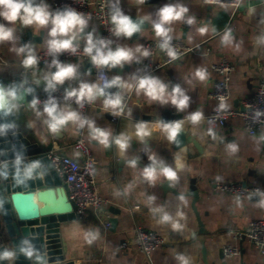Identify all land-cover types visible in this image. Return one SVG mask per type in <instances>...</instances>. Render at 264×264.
Returning <instances> with one entry per match:
<instances>
[{"label": "crops", "instance_id": "0c3cea01", "mask_svg": "<svg viewBox=\"0 0 264 264\" xmlns=\"http://www.w3.org/2000/svg\"><path fill=\"white\" fill-rule=\"evenodd\" d=\"M53 1L45 0L50 11L55 12L57 9L51 5ZM259 1L246 0L235 10L232 6L209 5L202 0H145L144 4L137 0H119L124 14L140 19L150 13L152 21L158 20L156 12L162 5L183 4L189 11L183 20L170 25L172 31L169 34L188 45L200 44L197 52L188 53L148 75L166 84L169 93L179 85L189 97L188 106L183 110L170 101H151L143 92L138 95L135 90L114 85L112 92L121 95L122 103L128 102L125 115L114 120V114L104 109L106 96L95 99V106L88 110L87 120L109 131L110 141L121 134L128 137V147L123 152L114 142L105 147L91 138V129L87 124L81 128L70 121L55 135L49 133L44 124L46 114L37 117L36 111L30 107L33 99H26L21 107L24 123L39 144L46 146L52 143L59 154L78 158L81 154L71 144L83 131L97 160L96 183L107 202L99 211L89 209L83 217L62 224L68 260H74L75 264H181L177 257L183 256L188 264H204L193 197L180 194L187 192L191 180L195 179L200 190L196 206L206 229L204 239L211 264H264V252L248 239L234 237L235 232L245 231L251 221L264 216V204L261 203L264 197L259 194L237 198L214 188L216 182H242L259 186L261 193H264V130L257 134L248 133L239 116L230 118L219 128H210L207 122V116L215 108V101L210 97L216 79V73L211 68L213 63L226 59L235 66L230 82L231 96L226 102L228 107H236L243 98L253 93L264 74V4H259ZM39 2L35 0V3ZM114 2L116 4L117 0ZM215 7L219 8L216 12ZM189 16L195 18V23H187ZM0 23L15 29L14 40L0 42V79L12 80L20 76L25 68L21 63L22 58L11 49L29 45L35 53L40 52L47 47L48 28L51 25L37 30L34 26H23L19 20L13 25L2 17ZM144 24H147L146 27L131 38L124 35L115 37L111 48H132L134 58L122 66L117 65L121 69L112 70V66L111 79L120 76L125 81L135 83V78L144 71L145 56L135 52V48L140 46L143 50L149 40L160 38L155 36L151 21L145 20ZM96 27L94 22L88 20L84 33L78 38L81 37L86 43L85 35L88 32L97 38ZM200 27H206L208 31L201 35L198 31ZM227 31L231 32L232 40L224 44L222 36ZM28 32L36 40L23 41ZM161 60L159 53L157 61ZM60 62L76 64L77 76L58 86L67 90L78 88L81 82L93 83V71L89 67L83 68L73 59ZM124 66L128 69H124ZM197 68L206 69V80L201 81L194 76ZM54 71L55 66L43 67L30 75L31 82L40 80L32 93L34 97L51 91L45 90L47 81L44 76ZM43 107L37 105L41 112ZM65 107L82 117L76 106ZM166 111L183 115L182 119L174 121H183L181 130L186 134L185 145L176 146L177 137L175 141H169L166 132L154 127L159 122L169 123L162 119ZM196 111L202 113V119L193 124L188 117ZM141 122H145L150 130V134L142 140L136 134V126ZM230 144H235L237 151L231 152L228 148ZM153 155L177 171V180L170 184L179 193L163 189L166 178L161 177L153 184L143 177L142 171L151 164L149 157ZM177 157L182 167L177 166ZM129 160L136 161L135 168L128 164ZM152 197L154 199H150ZM163 212L170 215V221H161ZM112 220H116V225ZM106 221L112 223L111 228L105 227ZM173 222H179L180 229H174ZM138 225L160 233L165 243L150 255L142 253L135 241ZM90 234L95 238L89 243L87 237ZM125 241L129 245L122 248L121 244ZM226 246H238L240 253L226 256Z\"/></svg>", "mask_w": 264, "mask_h": 264}, {"label": "clouds", "instance_id": "9594fccd", "mask_svg": "<svg viewBox=\"0 0 264 264\" xmlns=\"http://www.w3.org/2000/svg\"><path fill=\"white\" fill-rule=\"evenodd\" d=\"M137 2L144 4L145 0H137ZM208 2L211 3L213 0H208ZM112 9L110 21L113 27L110 31L114 35H124L131 38L134 33L141 31L140 26L145 20L151 21V27L155 36L162 38L160 48L167 51V55L170 59H177V51L169 44V41L172 39L169 34L172 31L170 25L174 21H180L185 18V15L189 11L186 6L179 3L164 4L157 9L156 15L158 16V20L152 21L151 14L149 13L142 16L140 20L136 22H134L129 15L122 12L119 7V0H117L116 4L112 5ZM0 17L13 25L19 20L23 26H34L37 30L51 25L50 28H48L49 39L46 41L47 49L50 54H57L65 50L75 53L78 47L75 41L81 33H84L89 18L86 14L78 12L71 7L62 11H50L49 5L45 0H40L39 3H35V0H0ZM187 23H195V18L189 16L187 18ZM14 31V27H8L4 23H0V42L14 40ZM198 31L203 35L208 29L206 27H200ZM231 40V32H225L222 36V42L224 44H229ZM85 41L86 43L83 49L84 54L89 56L92 63L97 67L105 65L109 67L117 65L122 66L124 62H130L134 58V51L132 48L118 46L112 49L109 47L111 41L102 38H94L92 32H88L85 35ZM11 50L15 51L16 54L22 58L21 63L25 69L33 68L37 65L38 58L29 45L13 47ZM135 52H140L144 56L149 55V52L146 49L142 50L140 46L135 48ZM52 66H55L56 71L49 72L44 76V79L47 81L46 91L55 90L57 85H61L66 80L74 79L77 76L76 64L62 63L58 59L53 58L49 68ZM194 76L198 80L204 81L207 79L208 74L206 69L197 68ZM26 84V80L20 84V88H22L25 93L31 91V89L25 87ZM114 85L128 90H135L138 95L143 92L151 101L158 100L161 103H168L170 101L180 110L188 106L189 97L179 85L175 86L171 93H169L166 84L162 83L158 78L148 75L135 78V83L125 81L120 76H115L111 80H104L103 86L98 83L81 82L78 88L66 90L65 99L74 97L76 103L82 106L85 99L91 102L98 96H104L105 89ZM20 98L21 96L15 86L7 88L0 87V109L5 112L18 109L19 104L17 101ZM40 103L41 101L38 98H34L31 101L30 107L36 111L37 117H42L46 114L44 124L47 126L49 133L55 135L71 121L78 124L81 128L87 124L89 129H91V138L98 140L100 144L105 147H108L110 142H114L118 145L121 152L128 147V137L121 134L115 137L114 141H110L111 133L109 131L96 127L94 122L82 118L80 114L74 110L67 107L60 108L54 97L50 96L49 99L44 102L43 112L37 109V105ZM103 104L104 109L106 111H111L114 115H119L123 112L122 97L119 93L107 95ZM220 107H224V104L222 103ZM188 119L193 124H196L202 119V113L196 111L190 114ZM182 124L183 121H173L169 123L159 122L154 125V127L166 132L169 141H175L178 133L182 129ZM5 127H7V125H0V131H3ZM136 134L141 140L143 137L148 136L150 134L148 125L145 122L139 123L136 126ZM228 148L231 152L237 151V146L235 144L228 145ZM149 159L151 160V164L146 166L142 171V175L147 181L154 184L157 179L161 177L173 183L177 180V171L175 169L165 165L163 161L158 160L154 155L150 156ZM176 159L177 166L182 167L179 157ZM21 163V157L17 156L15 164L19 166ZM128 164L133 168L136 167L135 160H129ZM37 167H39L38 162L29 164L24 170L25 177L30 178L33 169ZM6 175L7 173L0 172V176ZM17 176H19V168H17ZM258 194L264 197V193ZM150 199H154V197ZM181 199H183V197H181ZM261 203L264 204V199H262ZM157 211H162V209H157ZM178 215H182V213H178ZM160 219L162 222H168L171 220V217L167 212H163ZM172 227L178 230L181 225L179 222H173ZM94 238L95 235L90 234L87 237L88 242L90 243ZM19 251L29 258L34 256H36L37 259L40 258L36 255V250L28 239L22 241ZM16 254L15 249H5L0 252V260L6 259L11 261L16 257ZM177 258L181 261V264H188V261L183 256H178Z\"/></svg>", "mask_w": 264, "mask_h": 264}, {"label": "built area", "instance_id": "2783aa9c", "mask_svg": "<svg viewBox=\"0 0 264 264\" xmlns=\"http://www.w3.org/2000/svg\"><path fill=\"white\" fill-rule=\"evenodd\" d=\"M202 1L205 4L214 6H232L237 10L246 0H213L211 3L208 0ZM113 4H115L114 0H54L51 5L57 10L71 7L78 12L86 14L89 17L88 20L97 25V38L111 41L109 44V47H111L115 37H117V35H114L110 31L113 27L110 21ZM259 4H264V0L259 1ZM161 42L162 38L160 37L155 40H149L145 44V49L149 52V55L145 56L144 62L146 67L138 77L152 74L161 67L178 61L188 53L197 52V49L200 47V44L188 45L182 40L172 38L169 44L178 53L177 59L172 60L168 57L167 51L160 48ZM75 43L78 44L75 53L65 50L57 54H50L47 47L35 53L38 63L33 68L23 70L22 74H20L22 82L26 80L28 83L31 74L43 67H49L53 58L59 61L73 59L83 68L88 67L87 64L90 63L93 68V83L103 86L104 80H111V67L107 65L101 67L95 66L90 57L84 54L85 42L81 37L77 38ZM159 53L162 55L161 61H157ZM211 68L216 73L214 87L210 93V97L215 101V108L207 116L208 126L210 128H219L226 124L230 118L239 116L242 118L243 126L248 133L257 134L258 131L264 130V74L261 75L259 84L253 93L243 98L236 107H228L226 102L231 96L230 82L235 66L230 61L222 59L213 63ZM65 95L66 90L57 85L55 90L41 94L36 98L41 101L39 105L42 106H44V102L50 96L56 99L60 108H64L66 105H74L79 109L82 118L87 120L88 110L95 106V100L89 102L85 99L81 106L76 103L74 97L65 99ZM222 103L224 107H220ZM122 106L123 112L119 115H114V120H118L119 117L125 115L128 109V102L122 103ZM71 146L80 152L81 157L76 158L70 155H62L55 149L48 151V156L63 181L67 184L68 199L75 203L76 213L79 217H83L89 209L99 211L107 200L104 199L97 186L95 171L97 160L83 131L79 133ZM214 188L237 198L259 195L258 193L262 192L261 187L247 185L242 182H216ZM111 226L112 223L110 221L105 222L107 229L111 228ZM234 237L236 239L246 238L256 248L264 252V216L251 221L245 231L235 232ZM135 241L139 250L146 255H150L165 243L160 233L148 230L140 225L136 228ZM128 245L129 242L125 241L121 244V247L126 248ZM239 253L240 248L238 246H226L224 248L226 256H235Z\"/></svg>", "mask_w": 264, "mask_h": 264}, {"label": "water", "instance_id": "95a60500", "mask_svg": "<svg viewBox=\"0 0 264 264\" xmlns=\"http://www.w3.org/2000/svg\"><path fill=\"white\" fill-rule=\"evenodd\" d=\"M218 9L215 7L214 12ZM130 17L134 22L140 20L134 16ZM146 25L143 22L141 29ZM134 34L137 35L138 32ZM26 39L36 40V37L28 32L23 41ZM87 66L93 71L90 63ZM125 68L127 67L124 66ZM116 69L121 68L112 67V70ZM21 83V76L12 80L0 79V87L15 86L21 96L17 101L18 109L11 112L0 109V125H7L3 131H0V172L7 173L6 176H0V252L5 249H15L17 253L13 260H0V264H75L74 260H68L66 256L62 224L80 217L76 213L75 203L68 199L67 184L48 156L53 144L46 146L39 144L26 127L21 112L26 99L36 98L32 93L40 80L37 83L29 81L25 87L31 91L27 93L20 88ZM116 93L118 92L114 93L111 88H106L104 96ZM182 118L181 113L173 114L166 111L162 119L170 122ZM177 138L176 146L186 144L184 130L178 133ZM17 156L22 159L19 166L15 164ZM33 162H38L39 167L33 169L30 178L25 177V168ZM17 168H19V176H17ZM170 183L171 181L167 179L163 183V189L179 193ZM180 194L193 197V208L200 225L202 259L204 264H211L204 239L206 229L196 206L200 199L196 180L192 179L189 190ZM112 221L113 225H116V220ZM24 239H28L33 245L39 259L36 256L29 258L19 251ZM220 255L223 257V252Z\"/></svg>", "mask_w": 264, "mask_h": 264}]
</instances>
